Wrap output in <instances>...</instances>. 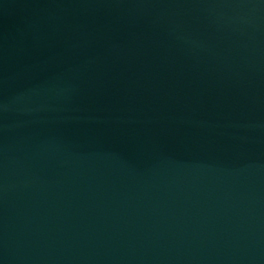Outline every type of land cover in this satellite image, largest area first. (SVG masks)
Segmentation results:
<instances>
[{"label":"water","instance_id":"water-1","mask_svg":"<svg viewBox=\"0 0 264 264\" xmlns=\"http://www.w3.org/2000/svg\"><path fill=\"white\" fill-rule=\"evenodd\" d=\"M0 264H264V0H0Z\"/></svg>","mask_w":264,"mask_h":264}]
</instances>
